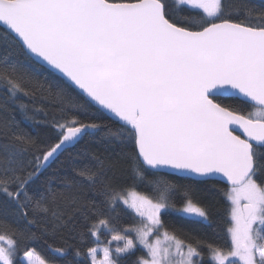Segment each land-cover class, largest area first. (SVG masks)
I'll return each instance as SVG.
<instances>
[{
	"label": "snow or ice",
	"instance_id": "1",
	"mask_svg": "<svg viewBox=\"0 0 264 264\" xmlns=\"http://www.w3.org/2000/svg\"><path fill=\"white\" fill-rule=\"evenodd\" d=\"M206 254L264 264V0H0V264Z\"/></svg>",
	"mask_w": 264,
	"mask_h": 264
},
{
	"label": "trees",
	"instance_id": "2",
	"mask_svg": "<svg viewBox=\"0 0 264 264\" xmlns=\"http://www.w3.org/2000/svg\"><path fill=\"white\" fill-rule=\"evenodd\" d=\"M16 118L18 120L21 119L19 114H17ZM22 126L27 128L29 131H33L32 127L27 122H25ZM33 134L35 135V132H33ZM61 159H64V158L61 157ZM170 179L177 180L179 183H182V184L193 183L191 178H184V177L177 176V177H170ZM211 183L215 185V188L217 190L215 199L212 201V218H213L214 223L211 227L207 225L198 224L195 221H186L182 217L175 215L173 213L164 215L163 218L166 221H172L176 223L178 226L182 227L186 232L194 231L196 235H198L200 238L206 240L209 243L221 244L226 239V235L224 232V228H225L224 209L226 207V203L222 195L219 194V191L226 188L227 185L221 182H218V181H212ZM193 186L197 189L203 187L202 185H199V184H193ZM141 191H146V189H141ZM210 196L211 194L203 195L202 197L203 201L207 203ZM134 223H138V218L128 213H123V212L121 213V220L118 225L120 228L130 226ZM109 239H111V234L107 232H102L101 244H105L107 240ZM89 244L90 246H95V244L93 243L91 239L89 240ZM32 247H35L37 252H39L41 255H45V256L50 255V252L43 245L33 244ZM138 254L143 255V252L141 251ZM207 261H208V257L206 254L205 264H207Z\"/></svg>",
	"mask_w": 264,
	"mask_h": 264
},
{
	"label": "water",
	"instance_id": "3",
	"mask_svg": "<svg viewBox=\"0 0 264 264\" xmlns=\"http://www.w3.org/2000/svg\"><path fill=\"white\" fill-rule=\"evenodd\" d=\"M108 115H110V114H108ZM178 177H182V176H179V175H178ZM184 178H185V177H184ZM215 181L221 182V183H223V184L226 185V181H225L223 178H219L218 180H215Z\"/></svg>",
	"mask_w": 264,
	"mask_h": 264
},
{
	"label": "rangeland",
	"instance_id": "4",
	"mask_svg": "<svg viewBox=\"0 0 264 264\" xmlns=\"http://www.w3.org/2000/svg\"><path fill=\"white\" fill-rule=\"evenodd\" d=\"M130 235H132L134 237V234H130ZM102 246H103V244H102Z\"/></svg>",
	"mask_w": 264,
	"mask_h": 264
}]
</instances>
